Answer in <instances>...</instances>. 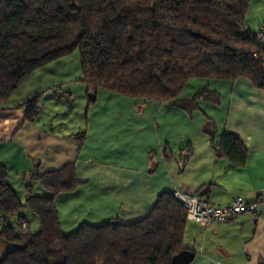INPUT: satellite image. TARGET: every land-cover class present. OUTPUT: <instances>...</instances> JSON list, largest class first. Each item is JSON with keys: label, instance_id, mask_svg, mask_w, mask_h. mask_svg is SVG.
I'll return each instance as SVG.
<instances>
[{"label": "trees", "instance_id": "obj_1", "mask_svg": "<svg viewBox=\"0 0 264 264\" xmlns=\"http://www.w3.org/2000/svg\"><path fill=\"white\" fill-rule=\"evenodd\" d=\"M250 1L0 0V103L35 69L75 49L87 93L102 88L167 102L189 116L201 110L199 100H219L206 85L183 95L192 77H246L264 90V38L247 28ZM52 95L71 94L56 86ZM37 103V96L26 102L27 119H35ZM204 124L213 136L214 120L205 117ZM219 135L217 156L243 164L247 148L240 135L225 129ZM74 136L82 143L85 133ZM32 164L30 180L48 192L34 194L26 186L25 204L39 222L35 232L27 226L17 232L10 224L22 201L0 164V239L11 245L0 264H172V256L185 248L187 209L173 191L158 193L139 220L83 221L65 233L55 198L79 184L75 162L43 173L38 161Z\"/></svg>", "mask_w": 264, "mask_h": 264}, {"label": "crops", "instance_id": "obj_2", "mask_svg": "<svg viewBox=\"0 0 264 264\" xmlns=\"http://www.w3.org/2000/svg\"><path fill=\"white\" fill-rule=\"evenodd\" d=\"M263 23L247 28L254 31ZM48 65L35 69L7 102L0 103V164L7 167L11 188L26 199L27 184L32 193L34 185L44 189L38 180H30L34 160L40 173L75 162L79 184L55 198L63 231L68 220L66 228L72 230L83 221L139 220L162 191L198 193L210 204H226L238 195L248 200L264 197V90L248 78L188 80L194 78L195 91L206 85L224 101L221 130L237 132L247 148L240 164L217 156L213 145L220 136H162V125L176 119L174 115H181L184 123L189 116L167 102L102 88L91 100L85 83L80 80L72 85L75 89H65L74 79L70 72L48 74ZM56 86L71 95L53 96ZM35 96L39 108L30 120L26 102ZM79 132L85 133L82 143L74 136ZM44 191L34 194L48 193ZM21 216L30 228L27 215ZM183 243L194 252L189 264H264V208L208 226L188 219Z\"/></svg>", "mask_w": 264, "mask_h": 264}, {"label": "rangeland", "instance_id": "obj_3", "mask_svg": "<svg viewBox=\"0 0 264 264\" xmlns=\"http://www.w3.org/2000/svg\"><path fill=\"white\" fill-rule=\"evenodd\" d=\"M263 9H264V1L263 0H251L250 1L248 10L246 12V23L248 26H251V27L257 26L259 21H262L264 19V10ZM254 31H256V30H254ZM56 60L57 61H55L54 63H50L49 65L47 63V64L41 66L40 68H44V66L48 65L49 66L47 68L48 74H56V72H58L59 75H62L63 70L70 72L71 76L74 79H72L71 82L65 83V85L67 86V88H65V89H69V90L75 89L77 86L76 85L72 86V85L74 83L79 84V82L81 80L80 77H82V72H81V67H80V57H79V53H78L77 49L73 50L72 52L68 53L67 55H64V56H62ZM31 74L32 73H30L28 76H31ZM27 77H26V79H27ZM191 80L194 81V78ZM46 81H47V78H44L43 82H46ZM192 81H189L185 85V87L183 89V93L195 91L196 88H194V84ZM47 83H49V82H47ZM35 85H37V84H33L31 87H33ZM212 85H213V83H212ZM37 96H39V95H37ZM201 101L199 102L201 110H197L194 113L195 115H193V113H192L191 116H187L183 112V114H185V116H187V117H185L188 120L187 123H184L183 117H181V115H174L173 118H176V119H171V120L167 121L166 124H163L162 128L160 129V134L162 136H209L204 131L203 128L205 126V124H204L205 117H211L215 122V125L209 126V127H211V129H214L213 136H220L219 132L221 131V127H222L221 115L224 113V110H225L224 101L222 100V102H220L219 100H217L214 102L212 100V98H210V99L204 98ZM38 108H39V106L37 103L35 105V110L37 111ZM207 129H209V128L207 127ZM15 187H19V184ZM39 190H42L43 192H45L44 189H42L41 187L34 185V193H37ZM20 193L18 192L19 197L22 201V206L18 212L14 213L12 215V217L10 218V224L13 226V228L17 232L21 231L22 228L20 226V222L18 221V219L20 218V214H26L28 221H29V225H30L29 229H31L33 232L38 231L39 230L38 218L34 213H32L29 210V208L27 207V205L25 204V201H24L25 196L20 194ZM30 216H32L33 219ZM64 217H66V216H64ZM0 220H1V218H0ZM64 222H65L64 231H66V233L71 232V230H72L71 228H66L67 225H71V221L69 222V220H68V221H64ZM10 249H11V245L0 239V258L3 257L6 254V252L9 251Z\"/></svg>", "mask_w": 264, "mask_h": 264}, {"label": "built area", "instance_id": "obj_4", "mask_svg": "<svg viewBox=\"0 0 264 264\" xmlns=\"http://www.w3.org/2000/svg\"><path fill=\"white\" fill-rule=\"evenodd\" d=\"M255 34L258 38H264V24L256 29ZM173 194L177 200L185 205L187 219L202 226L228 221L245 211L260 213L264 208V197L248 200L238 195L226 204H210L195 193L174 190ZM26 225V221L22 220L21 227L25 228Z\"/></svg>", "mask_w": 264, "mask_h": 264}, {"label": "water", "instance_id": "obj_5", "mask_svg": "<svg viewBox=\"0 0 264 264\" xmlns=\"http://www.w3.org/2000/svg\"><path fill=\"white\" fill-rule=\"evenodd\" d=\"M94 94L89 93V98L94 99ZM194 258V252L187 248L181 249L178 253L174 254L171 258L172 264H189Z\"/></svg>", "mask_w": 264, "mask_h": 264}]
</instances>
